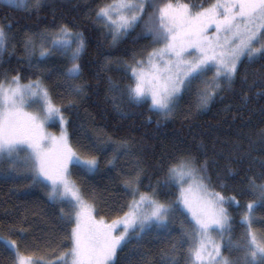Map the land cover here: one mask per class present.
Instances as JSON below:
<instances>
[{
    "label": "snow or ice",
    "instance_id": "obj_1",
    "mask_svg": "<svg viewBox=\"0 0 264 264\" xmlns=\"http://www.w3.org/2000/svg\"><path fill=\"white\" fill-rule=\"evenodd\" d=\"M3 3L26 11L39 10L42 6V0H3ZM147 7H152L153 12L145 25L146 31L153 36L155 43H162V46L148 52L147 61L133 58L127 64L134 83L122 95L126 94L135 104L150 100V111L171 115L181 91L214 69L212 77L202 81V87L197 90V106L206 108L221 91L233 88L245 58L250 63L264 61V0H214L207 7L201 4L198 8L188 3H172L171 0L159 6L148 4L147 0H111L95 11V21L111 33L115 43L137 26ZM213 27L215 33L209 36ZM14 38L12 23L0 21V55L8 51ZM85 47L83 32H74L67 24H61L57 31L41 33L39 37L36 33L25 32L23 59L27 60L29 68L39 71L40 58L58 50L62 54L71 51V66L63 76L69 82L70 92L79 96L84 94L85 86L75 81L81 78L79 60ZM34 57L36 64H33ZM13 71L14 75L5 73L0 79V166H7L6 169L0 167V175L5 180L27 181V189H45L48 200L54 205L69 208L66 211L65 207H60L58 219L67 223L74 220L71 233L66 237L71 247L51 261L42 262L25 255L19 250L17 241L0 237L5 248L15 253L14 264H118L120 251L133 238L139 244L153 227L167 232L169 217L177 205H182L190 213L191 228L182 232L171 251L162 250L161 264H179L176 252L178 246L186 242L184 237L188 238L185 264H239L225 256L223 249L241 248L240 244L233 245L230 235L225 237V233L232 230L226 205L235 203L241 206L237 195L244 196V189L229 197L210 190L212 177L207 175L208 160L198 163L195 156L187 154L175 160L168 167L163 182H158L161 188L172 185L179 188L176 201L161 202L155 188L151 193L139 192L142 170H138L135 177L129 176L123 181L133 196L128 211L110 224L103 218L95 220L93 206L84 198L77 183L69 178V165L93 173L99 169L97 157L92 155L82 159L72 150L67 131L69 121L62 108L53 102L41 76L22 83L20 72ZM259 80L261 91L257 95L264 96V73ZM256 83V79L248 83L245 71L241 84L250 90ZM110 88L116 90L115 86ZM248 99L245 93L243 100L247 102ZM33 105L36 106L35 112L25 111ZM56 121L60 125L59 136L43 131L45 124ZM261 137L264 140V130ZM49 141L53 148L46 147ZM119 143L120 148H128V141ZM103 146L101 143L95 147L99 151ZM114 159L108 164H113ZM227 174L231 176L233 170L227 168ZM243 179L247 190L255 196L242 206V220L248 225L242 245L244 264H264V237H258L251 227L255 210L264 208V160L260 161L258 172ZM186 184L187 188L184 187ZM193 189L202 193L195 204L188 195ZM214 232L220 236L219 242L211 238L210 234Z\"/></svg>",
    "mask_w": 264,
    "mask_h": 264
},
{
    "label": "trees",
    "instance_id": "obj_2",
    "mask_svg": "<svg viewBox=\"0 0 264 264\" xmlns=\"http://www.w3.org/2000/svg\"><path fill=\"white\" fill-rule=\"evenodd\" d=\"M212 1L171 0L197 8L201 4L207 7ZM109 2L111 0H42L39 10L26 11L11 8L0 0V21L11 22L15 33L8 51L0 55V79L5 73L14 75L13 70L19 71L25 82L41 76L52 99L69 121L67 128L72 147L82 156L95 155L99 161V169L94 173L74 165L71 174L83 194L93 200L101 217L110 219L125 211L129 193L123 181L129 176L135 177L138 170H142L139 191L151 193L155 188L157 199L170 203L178 197L177 186L165 189L158 184L166 178L168 167L187 154L195 156L198 163L207 159V175L212 177L210 190L225 197L237 195L240 189L246 192L244 196L237 195L241 206L226 205L232 229L228 235L233 245L240 244L241 248L223 249L226 256L244 264L242 245L248 225L242 220V206L255 196L247 190L243 178L258 172L260 161L264 160L261 137L264 96L257 95L261 91L259 76L264 73V61L250 63L245 58L233 88L221 91L206 108L197 106V94L190 91L180 98L171 115L150 111L149 101L135 104L122 93L134 83L127 64L133 58H144L153 49V37L145 27L151 9L147 7L137 26L113 43L111 33L95 21V11ZM147 2L159 6L169 0ZM61 24H67L74 32H83L86 40L79 60L81 78L75 81L85 86L84 94L79 96L70 92L69 82L64 79L63 73L68 68L65 58L50 56L40 63L39 71L29 68L27 60L23 59L25 32L39 37L49 29H58ZM245 71L249 84L253 79L257 81L250 90L241 84ZM110 86H115L116 90H111ZM245 93L249 97L247 102L243 100ZM108 138L117 143L128 141L127 151L113 155L105 144ZM101 143L103 149L98 151L95 146ZM113 157V164H108ZM227 168L233 170L231 176ZM27 183L5 180L0 175V237L17 241L19 250L34 259L55 260L71 247L66 237L71 233L72 223L58 219L59 208L48 200L43 188L27 189ZM176 212L179 224L169 219L167 232L150 231L139 244L133 238L120 251L118 264H161L162 250L171 251L182 232L190 231L186 215L177 206ZM253 216L251 227L264 237V208L258 207ZM21 229L26 231L21 232ZM184 239L186 242L178 246L176 252L179 264H185L188 249V238ZM0 264H14V253L5 248L3 240H0Z\"/></svg>",
    "mask_w": 264,
    "mask_h": 264
},
{
    "label": "rangeland",
    "instance_id": "obj_3",
    "mask_svg": "<svg viewBox=\"0 0 264 264\" xmlns=\"http://www.w3.org/2000/svg\"><path fill=\"white\" fill-rule=\"evenodd\" d=\"M2 2H3V0H1ZM30 2H31V0H30ZM212 2H214V1H212ZM211 2V3H212ZM109 3H111V2H109ZM149 9H151L150 10V14L153 12V8H149ZM149 14V15H150ZM148 18H149V16H148ZM148 22V21H147ZM156 23L158 24L159 22H158V20L156 21ZM55 31H57V29H49V30H47L46 31V33L45 34H47V33H52V32H55ZM215 33V28L213 27L212 29H210V31H209V33H208V35L209 36H212L213 34ZM151 35V34H150ZM153 37V36H152ZM48 42H50V38H49V41ZM153 42H154V40H153ZM162 46V43H155L154 42V44L152 45V47L151 48H159V47H161ZM73 48H75V45H73ZM150 52V51H149ZM36 54L39 56V48H37V52H36ZM54 55H58L59 57H63V58H65L67 61H68V67H70L71 66V59H70V57H71V51H69L67 54H62L61 53V51H55L52 55H49V56H46V57H43V58H40V63H43L48 57H50V56H54ZM140 59H144L145 61H147V54L145 55V57L144 58H140ZM139 60V59H138ZM34 62H36L37 63V60H34ZM35 63V64H36ZM129 64V63H128ZM129 71H130V73H131V69L129 68ZM213 73H214V69H213V71H209V72H206L203 76H201L199 79H196V80H194L193 82H192V85H191V87L190 88H187V89H184V90H182L181 91V93H180V96H179V98H178V102H179V100H180V98L183 96V95H185V94H187L188 92H190V91H195L196 92V94H197V90H198V88L199 87H202V81H204V80H207V79H210L211 77H212V75H213ZM22 83H27L28 81H21ZM195 86V87H194ZM194 87V88H193ZM191 88H193L192 90H191ZM51 95V94H50ZM53 102H54V100H53ZM149 102H150V100H149ZM55 103V102H54ZM56 104V103H55ZM178 104V103H177ZM57 105V104H56ZM58 106V105H57ZM177 106V105H176ZM59 107V106H58ZM176 108V107H175ZM35 110H36V106L35 105H33L32 107H29V108H27V109H25V111H27V112H35ZM175 110V109H174ZM43 131L44 132H46V133H48V134H50V135H52V136H59L60 135V125H59V122L58 121H56V122H49V123H47V124H45L44 125V128H43ZM67 131H68V128H67ZM68 140H69V135H68ZM69 144H70V146H71V148H72V150L79 156V157H81L82 159H84V158H88V157H85V156H82L81 154H79L73 147H72V145H71V143H70V140H69ZM105 144L106 145H108L110 148L109 149H111L112 150V153H113V155H119V152L122 154V152H124V151H127V150H125V149H123V150H121V151H119L120 149H122V148H120V144L119 143H117L115 140H112V139H110V138H108V139H105ZM46 147L47 148H53L54 146L52 145V143H51V141H49L48 142V144L46 145ZM21 155H24V153H21ZM0 167H2V168H5V167H7L6 165H3V166H0ZM71 167H73L74 168V164H70L69 165V172H70V179L71 180H73V181H75L74 180V178L72 177V174H71ZM94 173V172H93ZM76 182V181H75ZM77 183V182H76ZM78 185V184H77ZM79 186V185H78ZM185 188H187L188 187V185L186 184L185 186H184ZM127 189V188H126ZM177 189H178V196L180 195V190H179V188L177 187ZM45 190V189H44ZM128 190V193H129V198H128V204L132 201V199H133V196H132V193H131V190L130 189H127ZM45 192H46V190H45ZM82 192V191H81ZM139 192H141V191H139ZM82 194H83V192H82ZM188 195H189V197H190V199L193 201V203L195 204V202H196V200L198 199V197H200L201 195H202V193H200V192H197L195 189H193V191H191L190 193H188ZM83 196H84V198L88 201V203L89 204H91L92 206H93V213H92V215H93V217L95 218V220H100L101 218H103L104 219V221H105V223H111L114 219H116L117 217H122L123 216V214H124V212H126V211H128V207H126V209H125V211L123 212V213H121L120 215H118V216H116V217H114V218H110V219H108V218H104V217H101L99 214H98V212H97V209H96V206H95V203L93 202V200L92 199H90V198H88L86 195H84L83 194ZM136 198L137 199H139V193H137V196H136ZM128 204H127V206H128ZM58 206V208L60 209V207H65V210L67 209V210H69V208H68V206L67 205H57ZM177 209H180L185 215H186V217L188 218V220H189V226H188V228H189V230H190V228H191V215H190V213L187 211V209H185L182 205H177ZM169 219H171V220H175L178 224H179V220H177V212H176V209L173 211V213L170 215V217H169ZM253 222H254V216H253ZM183 224L185 225V223L183 222ZM74 226V220H73V223H72V227ZM71 227V228H72ZM151 231H155L156 233L157 232H160V233H157V234H161L163 231H160V229H157V228H155V227H153L152 229H151ZM252 231L255 233V234H257L258 235V237H263L255 228H252ZM118 234V233H117ZM211 235V238L212 239H214V240H216L217 242H219L220 241V236L217 234V233H211L210 234ZM228 236V233H226L225 234V237H227ZM224 252V251H223ZM14 253V252H13ZM225 255V254H224ZM14 256H15V253H14ZM226 256V255H225Z\"/></svg>",
    "mask_w": 264,
    "mask_h": 264
},
{
    "label": "bare ground",
    "instance_id": "obj_4",
    "mask_svg": "<svg viewBox=\"0 0 264 264\" xmlns=\"http://www.w3.org/2000/svg\"><path fill=\"white\" fill-rule=\"evenodd\" d=\"M100 214V213H99Z\"/></svg>",
    "mask_w": 264,
    "mask_h": 264
}]
</instances>
